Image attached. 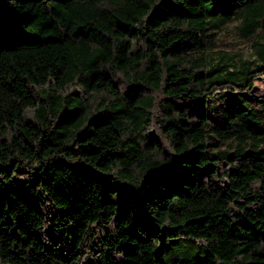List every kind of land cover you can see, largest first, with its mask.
<instances>
[{
  "label": "trees",
  "instance_id": "16d2710c",
  "mask_svg": "<svg viewBox=\"0 0 264 264\" xmlns=\"http://www.w3.org/2000/svg\"><path fill=\"white\" fill-rule=\"evenodd\" d=\"M263 37L264 0H0V264H264Z\"/></svg>",
  "mask_w": 264,
  "mask_h": 264
},
{
  "label": "rangeland",
  "instance_id": "374dc122",
  "mask_svg": "<svg viewBox=\"0 0 264 264\" xmlns=\"http://www.w3.org/2000/svg\"><path fill=\"white\" fill-rule=\"evenodd\" d=\"M237 24L238 21L230 22L218 32L217 38L220 45L218 49L233 56L230 62L234 64L235 68H242L245 64L254 66L258 60V46L254 45V42H248L242 38L236 28ZM261 40L264 42V37ZM255 92L257 95L264 96V78L256 80Z\"/></svg>",
  "mask_w": 264,
  "mask_h": 264
}]
</instances>
